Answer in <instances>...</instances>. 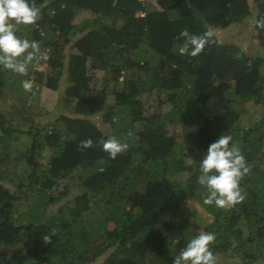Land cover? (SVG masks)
Segmentation results:
<instances>
[{
	"label": "trees",
	"instance_id": "1",
	"mask_svg": "<svg viewBox=\"0 0 264 264\" xmlns=\"http://www.w3.org/2000/svg\"><path fill=\"white\" fill-rule=\"evenodd\" d=\"M253 1L256 15L249 0H155L157 8L150 0H35L41 18L28 25L31 39L49 57L46 80L38 72L35 82L62 91L72 109L44 128V146L40 134L27 131L30 173L13 182L16 192L0 171V264H91L98 255H106L103 264H172L201 227L183 200L207 192L197 182L200 163L222 134L232 137L249 167L240 182L245 199L226 208L203 204L215 221L201 232L215 235L216 264H264V56H249L219 37L248 17L264 18V0ZM80 13L93 19L75 25ZM210 28L218 44L196 57L179 54L182 30L200 35ZM6 71L0 66V100ZM147 93L159 101L149 112L140 99ZM249 101L263 115L241 129L244 110L236 107ZM97 116L111 136L93 123ZM20 126L0 115L2 136L19 134ZM109 137L129 145L115 159L100 143ZM89 138L93 146L80 149ZM46 148L45 165L38 157ZM76 174L81 193L68 215L64 207L52 212L70 194L63 181ZM24 204L28 209L20 212ZM22 240L24 246L15 245Z\"/></svg>",
	"mask_w": 264,
	"mask_h": 264
},
{
	"label": "rangeland",
	"instance_id": "2",
	"mask_svg": "<svg viewBox=\"0 0 264 264\" xmlns=\"http://www.w3.org/2000/svg\"><path fill=\"white\" fill-rule=\"evenodd\" d=\"M150 1L152 2L151 5L157 8L155 0ZM249 4H251L253 14L256 15L258 9L256 7L255 1L249 0ZM255 15L248 17L242 23H236L230 26L228 29H226L225 33L219 32L221 41L226 45H235L242 48H247L249 56H258L262 52L261 55L263 57L264 50L262 49V45L260 43L259 29L255 27ZM89 19H93L90 14L80 13L74 20V24L80 25ZM16 34L20 38L32 40L30 27L28 25H17ZM41 52H43L42 49ZM43 61L44 60H40L39 63L33 61L28 67L27 75H21L18 73H15L14 75L12 74L11 70L7 69L6 71L7 75L5 76V80L7 87L2 95V99L0 100V115L5 114V116L10 121V124H21V126L18 129V131H20L19 134L13 133L11 136H2V134H0V171L5 172V179L2 181L7 182L9 188L14 192H16L17 188L13 186V182H15L19 176L26 177L30 173V168L25 162L24 154L28 148L31 147L33 143V137L29 135L27 131L32 129L33 134H40L39 142L41 146H44V134L46 132V129L44 128L54 122L59 115L70 113L67 112L68 107L70 108V102L65 100L64 96L62 95V91L54 92L48 87L35 82L38 77V72L45 73V76L49 72L48 64ZM27 77L33 81V89L31 92H27L22 88V81L27 80ZM106 77L107 76H105V79ZM108 77H111V75H108ZM46 78L47 76L44 80H46ZM95 78L98 87H100V85L103 83V72H98ZM122 80L123 78L120 79V81ZM140 99L144 105V109L148 112L149 110H153L154 107L159 104L155 93L144 94L140 97ZM236 109L239 111L241 109L244 110L238 120L240 123L239 127L241 129L253 124V122H258L263 115V108L255 105L253 101H249L242 104L241 106H237ZM92 121L96 126L103 129L106 134L111 136V131L109 129L110 127L108 124L102 123L101 116L93 118ZM167 130L172 132L174 127H167ZM39 131L41 132L39 133ZM177 139L178 142H182V138H180L179 134ZM49 156L50 154L48 152V148H46L45 154L39 156L38 160L46 165L48 164ZM79 177L80 176L76 174L74 175V178L63 181L62 185L64 187H69L70 194L64 197L62 200L57 201L55 205H52L50 207L52 212L57 211L61 207H64L66 214L70 211L73 205L70 204L72 203L73 197L81 193ZM55 193L57 195L56 197H58V191ZM206 195L207 192L205 190L198 191L194 195L189 196V200H183L186 201L185 206H182L184 210L188 212L196 211L197 215L200 217L198 223L201 224V227L196 229L197 236L202 233V226H204L205 223L209 221H215L212 212L210 210L207 211L206 207L202 206L204 204ZM183 197L184 196H182V198ZM65 204L68 205L64 206ZM26 206L27 204L20 206L21 209H19V211H26L28 209L25 208ZM108 226L110 230H113L116 225L114 226L113 222H110ZM247 229L248 226L246 225V230ZM76 235L80 237L78 234ZM18 244L24 246L25 240L15 243V245ZM96 244L101 245V243L98 241H96ZM10 251V253L14 252L13 248H10ZM97 257L98 258L91 264H103L105 262L106 255L102 257L98 255ZM221 262H223V264H227V262H224V260Z\"/></svg>",
	"mask_w": 264,
	"mask_h": 264
},
{
	"label": "clouds",
	"instance_id": "3",
	"mask_svg": "<svg viewBox=\"0 0 264 264\" xmlns=\"http://www.w3.org/2000/svg\"><path fill=\"white\" fill-rule=\"evenodd\" d=\"M41 18V9L35 0H0V66L21 75H27L29 65L35 61L47 60L46 52H41L37 41L20 38L16 34L17 25H33ZM255 27L264 28V18L255 21ZM183 38L178 46L181 55L196 57L211 44H218L215 31L208 29L203 34H190L187 29L181 31L177 39ZM247 52V48L242 49ZM25 91L33 89L32 80L22 81ZM133 136L132 132L128 133ZM103 151L112 159L124 153L129 145L115 137L100 141ZM93 146L91 138L81 141L78 147L88 149ZM201 174L198 183L207 189L204 204H215L218 208L232 207L245 199L240 187L242 178L249 172L240 148L232 143L230 135L222 134L208 147L207 154L200 163ZM45 243H50V237H43ZM215 235L202 232L192 238L173 259L172 264H216L215 256L210 245Z\"/></svg>",
	"mask_w": 264,
	"mask_h": 264
},
{
	"label": "crops",
	"instance_id": "4",
	"mask_svg": "<svg viewBox=\"0 0 264 264\" xmlns=\"http://www.w3.org/2000/svg\"><path fill=\"white\" fill-rule=\"evenodd\" d=\"M55 92V91H54ZM72 109V108H71ZM70 117H74V116H72V115H69Z\"/></svg>",
	"mask_w": 264,
	"mask_h": 264
}]
</instances>
